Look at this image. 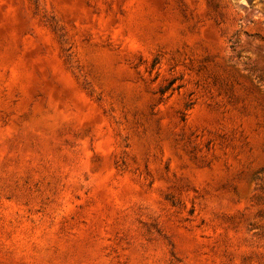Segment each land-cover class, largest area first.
I'll list each match as a JSON object with an SVG mask.
<instances>
[{
	"label": "rangeland",
	"instance_id": "rangeland-1",
	"mask_svg": "<svg viewBox=\"0 0 264 264\" xmlns=\"http://www.w3.org/2000/svg\"><path fill=\"white\" fill-rule=\"evenodd\" d=\"M0 264H264V0H0Z\"/></svg>",
	"mask_w": 264,
	"mask_h": 264
}]
</instances>
